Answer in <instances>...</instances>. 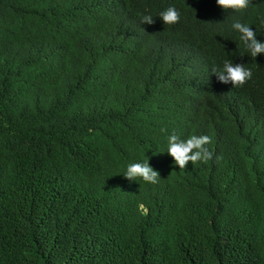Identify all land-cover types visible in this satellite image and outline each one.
<instances>
[{"label": "trees", "instance_id": "obj_1", "mask_svg": "<svg viewBox=\"0 0 264 264\" xmlns=\"http://www.w3.org/2000/svg\"><path fill=\"white\" fill-rule=\"evenodd\" d=\"M261 18L264 0H0V264H264V54L232 28L264 43ZM226 59L252 79L220 83ZM173 132L213 159L179 169ZM146 159L157 184L124 178Z\"/></svg>", "mask_w": 264, "mask_h": 264}, {"label": "clouds", "instance_id": "obj_2", "mask_svg": "<svg viewBox=\"0 0 264 264\" xmlns=\"http://www.w3.org/2000/svg\"><path fill=\"white\" fill-rule=\"evenodd\" d=\"M218 7L223 10L240 11L246 9L249 0H216ZM181 13L175 7H168L159 14V17L165 25H174L179 23ZM143 24H153L154 20L151 15L142 17ZM260 25L264 26V18L260 19ZM232 28L239 33V39L243 42L249 55L256 58L264 54V43L256 39V31H253L250 25L241 22H234ZM211 72L217 77V80L223 84H231L233 87H242L252 79V70L244 64H234L231 60L226 59L222 66L213 65ZM166 132V129H161ZM211 143V138L207 135H190L187 139H181L175 132L167 136V154L173 159L174 164L179 169H185L186 166L196 164L197 162L207 163L213 159V152L207 147ZM217 161L220 157H216ZM124 178L133 181L138 178L148 184H157L160 180V174L154 170L146 159L142 163H129L124 173ZM139 208L147 212L143 204Z\"/></svg>", "mask_w": 264, "mask_h": 264}]
</instances>
